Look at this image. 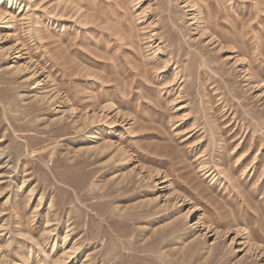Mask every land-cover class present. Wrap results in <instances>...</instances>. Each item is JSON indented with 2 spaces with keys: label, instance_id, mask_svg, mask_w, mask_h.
<instances>
[{
  "label": "rangeland",
  "instance_id": "rangeland-1",
  "mask_svg": "<svg viewBox=\"0 0 264 264\" xmlns=\"http://www.w3.org/2000/svg\"><path fill=\"white\" fill-rule=\"evenodd\" d=\"M0 264H264V0H0Z\"/></svg>",
  "mask_w": 264,
  "mask_h": 264
}]
</instances>
